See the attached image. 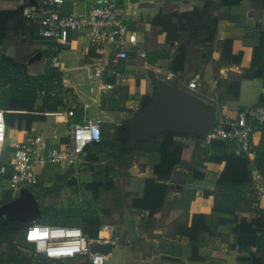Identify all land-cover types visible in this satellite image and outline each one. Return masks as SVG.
Returning <instances> with one entry per match:
<instances>
[{"label":"crops","instance_id":"obj_1","mask_svg":"<svg viewBox=\"0 0 264 264\" xmlns=\"http://www.w3.org/2000/svg\"><path fill=\"white\" fill-rule=\"evenodd\" d=\"M81 1L83 5L80 9L76 6L77 0H74L71 5L66 6L63 3L60 7V12L64 15H72L74 11L75 14H83L88 10L91 0ZM125 1L129 2L134 9L135 16L131 20V25L138 34V48L146 54V58L139 59L136 54H132L130 62L122 64L119 69L106 71L103 80L94 83L90 81L88 76L91 53L87 49L83 35L80 33L72 34L73 46L65 50L63 59L60 56L63 50L59 52L62 71H58L55 68L51 69V71L59 74V81L53 79L52 82H48L51 84H56L57 82L56 88L59 91L58 93H49L47 96L57 97L63 101V105L53 112L43 114L45 116L43 121H34L31 124L36 129V124L41 125L39 127L41 130H37L44 137L48 147H59L66 139L69 125L98 120L101 139L109 138L112 141H116L125 138L126 134L127 143L124 146V153L117 156L119 159L117 160L118 163H116L113 157H108L106 153L95 150L93 147L95 143H92L87 146L82 154L80 171L78 167L76 170L77 173L79 172L78 174L74 172V169L49 162L42 165L44 167L50 166L46 171V176L41 175V167L36 168V184L51 187L58 177L68 176L69 180L74 179L76 184L73 186V190L75 193L70 197L77 200V194L80 196L81 203L84 200L88 203V207H91L89 214L78 221L81 224L77 227L82 229H84V220L86 219L98 221L100 226L109 224L107 223L109 219L110 225L117 227L118 223L123 222L122 217L124 216L121 211L127 208L126 215L130 216L131 213L136 220L139 247L134 259L135 264H191L188 260L190 241L178 235L176 229L184 224L189 226L193 215H203L204 225L206 226L210 225L212 217L227 218L225 214L213 211L215 183L220 176L223 165L210 161L213 153L211 148L202 149L199 157L204 161L203 165L205 167L202 180L193 179V169L190 168V165L194 163L190 161L192 159L190 156H185V164L174 168L170 180L159 181L154 175V168L160 164L161 155L155 152L153 147L154 142L159 141L160 139L158 138L162 134L146 137L138 144L131 145L130 128L134 120L146 107L144 106L145 102L148 101L150 103L152 98L155 97L156 89L152 83V75L162 80L165 71L169 70L177 52V44L168 45L165 40V34L152 26L153 18L160 13L170 14L177 12L186 1L192 6H200L202 4L200 2L195 4V0ZM21 5L19 3L13 7H6L4 10H15ZM215 15L218 18V23L210 62L202 64L199 55L190 50L184 72L177 74L176 79L178 78L179 83L184 86L188 81L197 80L200 84L196 93L197 97L214 104L218 109V115L227 114L235 117L243 111L257 108L260 96L264 95V83L258 79L243 80L239 87L237 110L228 112L225 105L228 96L223 83L220 86L218 81H226L230 74H240L245 69H251L253 50L260 46L261 34L264 32V11L254 9L249 1L244 0L237 6L218 7ZM153 34H156V36L154 37ZM226 40L236 43L234 45L235 51L232 53L230 63L222 65L219 48L220 44ZM148 42L156 44V48L154 50L152 48L146 49ZM30 46L34 47V51H32L30 58L25 63L22 62L24 63V70L15 68L16 79H19L22 75L26 76L28 80L38 77L44 79L51 72L49 70V72L45 71L42 73L37 70V65L42 59H45L46 64V60L50 57L49 55L52 58L48 46L46 44ZM8 57L13 58L10 55ZM137 62H140V64L137 65ZM62 94L65 95V98H63ZM220 94L223 95V98L218 97ZM39 98L35 99V107L41 105L42 100H38ZM42 98L44 99V97ZM64 111H73V116L66 120L61 117L58 122H54L51 114L64 113ZM20 132L15 128L9 129L8 137L16 139L13 145L17 144V137H19ZM260 138V133L254 135L255 145H258ZM174 141L183 143L187 147L188 153L189 151L192 152L195 147L194 141L189 138H175ZM140 146L141 148L138 149L137 147ZM234 149L233 145L228 148V150L233 151ZM126 162L127 165H125ZM255 168L253 169L251 187L254 190L252 195L244 194V201L252 202V208H259L264 211V175ZM63 170L68 172L64 173ZM81 175H83L85 181L80 178ZM106 178H109L111 182V185L107 188L100 189L96 194L87 189V185L103 184ZM147 179H153L169 188L163 210L151 219H149L148 212L131 208V199L142 197L144 181ZM136 183H139V185L137 186ZM80 190H82V194H80ZM205 192L212 194L205 197ZM66 199L58 201L61 202ZM123 213L125 214V211ZM70 222L76 223L77 220L73 221L70 219ZM125 236L128 237L127 235ZM126 237L119 242L120 247H116L118 245L114 246L116 247L114 250L118 255L129 253L124 250L125 246L134 250L129 241L125 242ZM130 238L136 239V236L132 235ZM165 239H168V241ZM197 239L202 247L219 250L223 253L229 252L228 244L232 242V237L226 241L217 237H210L206 233L198 234ZM6 253L8 254L9 251ZM230 253L237 254L236 251ZM13 255H17L15 258L18 259L19 255L21 257L26 255V264H36L33 258L31 259V256L24 252ZM239 255L244 256L245 254L240 253ZM111 256L112 252L110 251L108 259ZM74 261H80L81 264H84L80 259L68 260L64 263L46 261L39 264H70ZM0 264L13 263L4 262Z\"/></svg>","mask_w":264,"mask_h":264},{"label":"trees","instance_id":"obj_2","mask_svg":"<svg viewBox=\"0 0 264 264\" xmlns=\"http://www.w3.org/2000/svg\"><path fill=\"white\" fill-rule=\"evenodd\" d=\"M28 1L24 0L23 5L15 10H4L0 7V45L11 41L13 37L20 38L21 43L28 46L36 42L42 43L37 35L38 27L26 19L24 10L29 8L42 10L44 8L42 5L44 0H36L33 5L29 4ZM199 1L202 4L200 6H192L186 1L177 12L170 14L160 13L151 22L154 28L165 34V40L168 45L177 44V52L170 64V68L175 75L184 72L190 50L199 55L202 64L210 62L218 23V18L215 15L216 10L218 7L237 6L244 0ZM246 1H249L255 9L264 11V0ZM1 4L0 2V6ZM235 44L231 40L223 41L220 44V62L222 65L230 63L232 53L235 51ZM10 46L15 47L14 43H10ZM30 56V54L26 55L23 62L25 63ZM1 61L3 66H6L5 68H10L11 70H15V68L19 70L25 69L24 63H19L14 58L6 57L5 55L1 57ZM250 68L243 70L240 74H230L226 81H218L220 86L223 83L228 96L225 104L226 111L235 112L237 110L239 87L243 80L258 79L264 83V32L261 34L260 46L253 50V61ZM48 74L49 76L44 77V79L38 77L29 80L22 75L19 79H15L16 85L6 92L0 93V110L5 111V122L9 129L27 130L34 121H43L45 119L43 114L53 112L63 105V101L57 97L46 96L42 100L41 105L35 107V99L37 97L34 95V89L36 87L44 88L46 83L52 82L53 79L59 81V74L53 71ZM0 82L5 81L0 79ZM148 104L149 102L147 101L144 106ZM257 107L264 108V95L260 96ZM175 138L192 139L195 144L192 152L189 151L188 153L187 147L183 143H176L174 141ZM158 139L160 140L154 142L153 150L161 155L160 164L154 168V175L159 181L170 180L174 168L185 164V156H190L192 158L190 161L194 163L190 165V168L193 169V179L202 180L205 171L204 161L199 158L202 149L211 148L213 153L210 161L223 165L220 176L215 183L213 211L225 214L227 218L212 217L210 225L206 226L204 225L203 215H193L189 226L184 224L176 229L178 235L190 241L189 262L191 264H250L253 256L264 261V211L259 208H252V202L244 201V194L252 195L254 190L251 189L253 169L256 167L255 169L264 175V124L253 162L246 157L236 155L233 150H228L231 145L223 142H215L209 148H203L201 147L202 139L196 136L164 133ZM126 143L125 134V138L116 141H112L109 138H100L99 142L95 143L93 147L99 152L106 153L108 157H113L114 162L118 163L119 157L117 156L124 153ZM137 148L140 149L141 146ZM3 166L6 167L8 173L11 171L9 165L7 166L1 157L0 168ZM75 184L74 179L69 180L68 176H63L58 177L52 187L36 184L29 188L38 201L40 210H43L40 223L55 226L57 221L62 220L60 215L59 218L53 219L45 217L48 213L50 214L52 208V204H47V201L52 200L53 203V201L56 202L72 196L75 193L73 190ZM110 185L109 178H106L103 184H92L86 187L96 194L100 189L107 188ZM168 192L169 188L165 184L157 183L153 179H147L144 181L142 197L132 199L131 208L148 212L149 219H151L163 210ZM211 194L205 192L204 196L207 197ZM11 201V195L3 193L0 207ZM28 224H8L0 227V232L3 235L2 241L6 245L11 246V237L14 231L10 228L25 230ZM99 226L100 223L98 221L86 219L84 220V229H81L88 237L93 239ZM200 233H206L210 237H217L226 241L232 237V242L228 244L229 252L223 253L219 250L202 247L197 239ZM98 249L106 254L110 252V247ZM233 251H236L237 254L230 253ZM240 253L245 255H239ZM16 256L5 253L4 259H0V261L3 263L8 260L13 264H26L27 257L25 255L23 257L19 255V259L15 258ZM34 262L39 264L45 262V260L35 257Z\"/></svg>","mask_w":264,"mask_h":264},{"label":"built area","instance_id":"obj_3","mask_svg":"<svg viewBox=\"0 0 264 264\" xmlns=\"http://www.w3.org/2000/svg\"><path fill=\"white\" fill-rule=\"evenodd\" d=\"M63 3L64 0H45L42 10L30 8L24 10L26 19L38 27V38L51 51L53 68L62 71L59 52L73 46L72 34L75 33L83 35L87 49L91 53L88 76L94 83L101 82L106 71L119 69L122 64L130 62L132 54H136L139 59L146 58V54L138 48V34L131 25L135 13L129 2L91 0L88 10L78 16L62 14L60 7ZM162 80L168 84H173L176 80V75L170 67L165 71ZM199 87L197 80L188 81L185 85L186 91L194 95ZM62 96L65 98L64 94ZM51 115L54 122H58L61 117L65 120L72 117L73 111ZM263 124L262 107L243 111L235 117L227 114L217 115L212 129L201 137V147L209 148L215 142H223L233 145L236 155L252 161L256 156L257 147L254 144V135L256 133L261 135ZM8 131L5 111L0 110V159L1 153L5 150ZM100 138L99 121H87L83 124L69 125L66 139L61 145L48 147L42 134L31 125L25 130L24 142L13 147V157L9 164L11 171L8 173L5 166L0 168V176L7 178L6 192L13 200L21 189L34 186L36 168L42 167L45 163H57L74 169L77 173L79 157L88 145L99 142ZM23 241L26 246L14 247L8 254L24 252L33 260L36 257L45 262L64 263L80 259L84 264H108V254L98 248L114 247L121 240L114 226L110 224L101 225L92 239L79 227L32 222L25 230ZM28 245L32 251L27 249Z\"/></svg>","mask_w":264,"mask_h":264},{"label":"rangeland","instance_id":"obj_4","mask_svg":"<svg viewBox=\"0 0 264 264\" xmlns=\"http://www.w3.org/2000/svg\"><path fill=\"white\" fill-rule=\"evenodd\" d=\"M1 4V8L5 9L6 7H10V6H14L17 5L19 3H21L23 5L24 0H0ZM29 4H35L36 0H29L28 1ZM77 4L76 6L80 9V7L83 5L81 0H77ZM200 1L199 0H195L194 3L198 4ZM74 3V0H64V5H71ZM21 5V6H22ZM90 5V4H89ZM255 9V8H254ZM259 10V9H256ZM74 16H78L79 14H72ZM154 37L156 36V34H153ZM10 43H14L15 47H11ZM33 45H43L42 43H37L33 44ZM156 44H152L150 42L147 43L146 45V49L149 50V48H152V50H154V48H156ZM166 47V46H164ZM32 51H34V47H31L30 45H24L23 43H21V39L18 37H13L11 39V41H7L4 42L2 45H0V79H3V81L5 82H0V93H4L6 92L8 89H10L12 86L16 85V72L15 70H11L10 68H5L6 66L1 63V57L3 55H5L6 57H8V55H10L11 57H13L17 62L22 63L24 60V57L28 54H32ZM66 51L63 50L60 53L61 58L63 59V54ZM80 55V53H79ZM49 59L46 60V64H45V59H42L40 61V63L37 65V70L39 72L44 73L45 71L49 72V70L51 71L52 67V62H51V55H49ZM140 62H137V65H139ZM190 79V78H189ZM7 82V83H6ZM174 86L180 87L181 89H185V86L182 85L181 83H179L178 78L173 82ZM55 86V87H54ZM57 87V82L56 84H51V83H46L44 88H38L36 87L34 89V95L35 97L39 98L38 100H43L42 97H46L47 94L51 93L53 94L54 92L58 93L59 89L56 88ZM223 88V86H222ZM186 90V89H185ZM37 91V92H36ZM195 95H197L195 93ZM219 98H223V95L220 94L218 95ZM238 105V104H237ZM37 129L40 131L41 128H39L41 125L40 124H36ZM20 132V131H19ZM18 142L17 143H23L25 140V131L21 130V132L19 133V137H17ZM16 141V139L14 140V138H10V136L8 137V139L5 141V150L1 153V157L3 158V161L6 162V165L8 166L12 160L13 157V144ZM83 155H81L78 159L77 162V167L79 168L80 171V161L82 159ZM127 161V160H126ZM58 165V164H57ZM127 165V162L126 164ZM50 166H42L41 167V175L42 176H46V171ZM64 173H67V170H63ZM79 173V172H78ZM77 173V174H78ZM81 179H83V181H85V178L83 177V175H81L80 177ZM6 177L5 176H0V204L2 203V194L5 193L6 191H8V183L6 182ZM57 180V178L55 179V181ZM54 181V184L56 183ZM43 182V181H41ZM53 184V185H54ZM137 186L139 185V183H136ZM52 185V186H53ZM51 186V187H52ZM80 194H82V190L79 191ZM19 192L16 193V195H18ZM76 198H78L77 200L73 199L72 197H67V199L65 201H47V204H52V208L50 211V214L48 213L47 215H45V217L49 218V219H53V218H59V215L61 216L62 220H59L56 222L55 226H67V227H77L78 225H80L81 223H78V221H80L82 218L86 217V215L89 214L90 212V208L88 207V203L86 201H82V203L80 202V196L76 194ZM132 200V199H131ZM125 211V214L123 213ZM126 211H128L127 208L123 209L121 211V214H123L124 217H122L123 222L122 223H118L117 227L115 226V231L116 234L119 236L120 240L124 239V237H126L125 235H127L128 237L125 238V242L129 241L130 245H132L134 248V250L132 249H128L125 246L124 248H117V249H124L125 251H127L128 254H117V252L114 250V248L116 247H120L121 245L117 244L118 246L116 247H111L110 251L112 252V256L110 257V259H107V263L108 264H135L134 263V259L137 253V248L139 247V241L137 239V234H136V223H135V219L133 218V215L130 213V216L126 215ZM131 212V210H130ZM43 215V210H41V216ZM132 215V216H131ZM132 219H131V218ZM70 219L77 220L76 223H72L70 222ZM58 220V219H57ZM130 220V221H128ZM107 223L110 224L109 219L107 221ZM112 224V223H111ZM12 231H14V233H12V237H11V246L6 245V243L4 241H2V233L0 232V259L3 260L4 259V254L7 252V250L10 252L12 251V248L17 247V246H26V244L24 243L23 239H24V230H18L17 228L11 227L10 228ZM136 236L135 238H130L131 236ZM166 241H168V239H165ZM23 244V245H21ZM129 244V243H128ZM130 248V247H129ZM27 249L29 251H32L31 246L28 245ZM133 261V262H132ZM9 262L8 260L5 261V263ZM1 263V261H0ZM70 264H81L80 261H74L71 262Z\"/></svg>","mask_w":264,"mask_h":264},{"label":"water","instance_id":"obj_5","mask_svg":"<svg viewBox=\"0 0 264 264\" xmlns=\"http://www.w3.org/2000/svg\"><path fill=\"white\" fill-rule=\"evenodd\" d=\"M151 79L156 94L130 128L131 145L164 133L201 138L212 129L218 115L214 104L154 75ZM40 219L38 201L28 188L21 189L15 199L0 207V225L3 226L8 222L23 224L39 222ZM250 264H264V261L253 256Z\"/></svg>","mask_w":264,"mask_h":264},{"label":"flooded vegetation","instance_id":"obj_6","mask_svg":"<svg viewBox=\"0 0 264 264\" xmlns=\"http://www.w3.org/2000/svg\"><path fill=\"white\" fill-rule=\"evenodd\" d=\"M8 224H19V223H14V222H8L6 225L4 226H7ZM20 225V224H19ZM3 225H0V227H2Z\"/></svg>","mask_w":264,"mask_h":264}]
</instances>
